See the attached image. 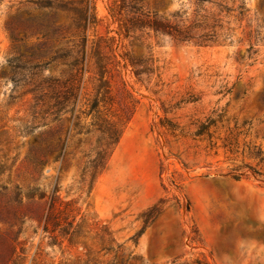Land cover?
I'll return each mask as SVG.
<instances>
[{
    "label": "rangeland",
    "instance_id": "374dc122",
    "mask_svg": "<svg viewBox=\"0 0 264 264\" xmlns=\"http://www.w3.org/2000/svg\"><path fill=\"white\" fill-rule=\"evenodd\" d=\"M0 189V264H264V0H0Z\"/></svg>",
    "mask_w": 264,
    "mask_h": 264
},
{
    "label": "trees",
    "instance_id": "16d2710c",
    "mask_svg": "<svg viewBox=\"0 0 264 264\" xmlns=\"http://www.w3.org/2000/svg\"><path fill=\"white\" fill-rule=\"evenodd\" d=\"M223 11H224L223 9H219V13L217 14L219 16L218 19H220L222 15H224ZM177 21L178 23L171 21L172 24H170L169 20H166L167 29H165V31H162L161 33H165L176 40L183 39V38H188V39L192 38L195 41V43H197L198 45H207V43H204V42H211V44H213L214 42H216L218 37L222 35L221 32L217 31L216 23L213 24V26L211 27L212 29H210V32H209L207 30L204 31V27L201 26L200 21L196 19H192V21H188L186 18H179ZM153 29L156 32L160 30L157 27V25H154V24H153ZM206 31L209 33H206ZM36 50H38V47H36ZM35 53H36L35 49H32L30 53V58H37ZM23 58H25V56H23ZM97 106H98V103L92 104L91 108L88 109V112L90 114L92 110H95L94 113H91V116H92L91 124L100 126V124L96 123V120H102L100 115H98L97 113L98 112L96 109ZM3 189L5 190V188ZM2 194H3V191L0 189V198L2 197ZM14 202L15 203L12 205L13 210L11 211V213H12V220L13 222L15 221L16 223L17 220L18 222H20L21 217H22L21 213L18 211V207L20 205V199L17 197V195H16V198L14 199ZM52 205H54V203L52 200H50L48 212L44 216L45 228L47 227V224L50 221V219L52 220V215H53V211L51 209ZM9 222L10 221L7 218L0 216V223H9Z\"/></svg>",
    "mask_w": 264,
    "mask_h": 264
}]
</instances>
